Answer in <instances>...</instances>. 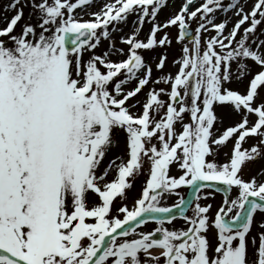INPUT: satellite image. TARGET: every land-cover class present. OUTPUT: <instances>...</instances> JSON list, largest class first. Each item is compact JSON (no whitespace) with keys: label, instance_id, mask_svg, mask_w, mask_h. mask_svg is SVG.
<instances>
[{"label":"snow or ice","instance_id":"6c2138e0","mask_svg":"<svg viewBox=\"0 0 264 264\" xmlns=\"http://www.w3.org/2000/svg\"><path fill=\"white\" fill-rule=\"evenodd\" d=\"M96 2L0 8V264H264V0Z\"/></svg>","mask_w":264,"mask_h":264},{"label":"rangeland","instance_id":"374dc122","mask_svg":"<svg viewBox=\"0 0 264 264\" xmlns=\"http://www.w3.org/2000/svg\"><path fill=\"white\" fill-rule=\"evenodd\" d=\"M94 1H96V0H94ZM93 1V2H94ZM7 2V0H1V2H0V8H2L3 7V5L5 4ZM225 2L227 3L228 2V0H225ZM96 2H94V4H95ZM180 3H181V0L180 1H178V3L177 4H175L174 5V7L176 8V9H178L179 8V6H180ZM248 3L250 4L251 3V0H248ZM96 6H94V7H92V8H90L89 9V11H97L98 10V7H99V4L98 3H96L95 4ZM0 15H2V13H0ZM218 15L219 16H221V18H223V14H219L218 13ZM229 15H231V13H229ZM83 18L85 19V20H87V19H89L90 17H89V15H83ZM236 19V17H232V20L234 21ZM229 27H231V23L229 24ZM149 28H150V25L149 24H145V26H144V28H143V30H142V32H141V35H140V37L139 38H141V39H143L144 38V36L146 35V33L149 31ZM130 31V28L129 29H125V32H129ZM173 36L175 35V29H173L172 30V33H171ZM106 44H107V42L106 41H102V44H101V48H104L105 46H106ZM173 45H174V48H173V50L172 51H170L169 52V63H168V67L166 68V72H170V73H172L173 75L175 74V72L177 71V67L176 66H173L172 65V63H171V61H172V58H173V56H175L176 58H178L179 57V46L178 45H175V41H173ZM113 59H116V57H112ZM159 75V73H157L156 71H155V69H154V71H153V76L154 77H156V76H158ZM156 87H166L165 85H156ZM163 99H166V97H162ZM189 119V117H187L186 116V121ZM226 123H227V121H226ZM209 159H212L211 157L209 158ZM215 161L216 162H218V163H224V162H226L227 161V157L225 156V153H224V151H221L216 157H215ZM172 174H174V175H179V171L177 170V169H173L172 170ZM110 179L111 178H114V173L109 177ZM145 177H141L140 179L141 180H143ZM137 188H139V184H137ZM179 191H181L182 193H186L187 191H188V189L187 188H181ZM207 191V190H206ZM235 195V193H233V196ZM177 197H171V198H169L167 201H166V203L168 204V205H172V204H174V203H176L177 202ZM222 199H223V197H222V195H220V194H215L214 195V198L213 197H210L208 200H201L200 201V203L203 205V204H207V203H211L212 204V209H211V214H214L215 213V211L218 209V207H219V205L221 204V202H222ZM128 203H129V207H131V200H129L128 201ZM194 206V205H193ZM189 215L191 214L190 212L188 213ZM174 224H175V226H176V228H181V227H183V226H185L184 225V221L183 220H181V219H177L176 221H174ZM155 227V224H153V223H147L145 226H143L141 229H138V230H143V231H149V230H152L153 228ZM169 227H171V226H169Z\"/></svg>","mask_w":264,"mask_h":264},{"label":"water","instance_id":"95a60500","mask_svg":"<svg viewBox=\"0 0 264 264\" xmlns=\"http://www.w3.org/2000/svg\"><path fill=\"white\" fill-rule=\"evenodd\" d=\"M191 198H192V192H191V196H190L188 199H190V200H191Z\"/></svg>","mask_w":264,"mask_h":264}]
</instances>
